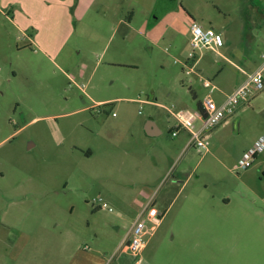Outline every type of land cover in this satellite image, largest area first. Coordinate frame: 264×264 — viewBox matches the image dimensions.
<instances>
[{
	"label": "rangeland",
	"instance_id": "374dc122",
	"mask_svg": "<svg viewBox=\"0 0 264 264\" xmlns=\"http://www.w3.org/2000/svg\"><path fill=\"white\" fill-rule=\"evenodd\" d=\"M23 1L34 13L21 28L20 6L0 0V264H132L119 246L150 198L164 216L141 264H264V151L236 167L264 136V91L208 153L182 149L164 109L194 112L203 80L227 90L254 72L264 0H164L155 22L160 0H97L79 15V0ZM193 21L224 47L194 51ZM136 99L149 101L141 112ZM151 117L163 134H144Z\"/></svg>",
	"mask_w": 264,
	"mask_h": 264
},
{
	"label": "built area",
	"instance_id": "2783aa9c",
	"mask_svg": "<svg viewBox=\"0 0 264 264\" xmlns=\"http://www.w3.org/2000/svg\"><path fill=\"white\" fill-rule=\"evenodd\" d=\"M190 30L192 35L191 47L194 51H217L224 46L222 35L213 28L205 29L198 22L193 21ZM191 62L193 63L192 67H189V64H185V68L188 69L186 72L188 75L194 73L195 57ZM203 87L209 90V94L201 101L196 111H175L169 107H164V109L176 123L174 130L171 132L172 136L177 137L181 130H186L190 136L188 147L207 152L210 147L211 133L236 115L240 107L248 105L256 95L264 91V63L256 71L247 74L244 82L228 94L222 103H217L212 98L211 94L217 90V87L211 81L203 80ZM135 102L141 104V112L142 105L149 101L137 99ZM263 151L264 137H261L255 146L244 155L237 168H249L255 157ZM98 202L100 203V209L108 208L102 198ZM162 218L163 214L156 208L153 201L148 202L140 210L120 246L122 251L133 257V264H141L142 253Z\"/></svg>",
	"mask_w": 264,
	"mask_h": 264
},
{
	"label": "crops",
	"instance_id": "0c3cea01",
	"mask_svg": "<svg viewBox=\"0 0 264 264\" xmlns=\"http://www.w3.org/2000/svg\"><path fill=\"white\" fill-rule=\"evenodd\" d=\"M10 1V5H11V3H12V5H19L20 7L19 8H17L16 9V11H17V13L18 14H20L22 17L21 18H17V19H14V20H12L16 25H18V26H20L21 28H22V24H24V25H27V21L28 20H30V18L28 17V13L29 12H32V13H34V10H33V8H29L27 5H25V2H24V5L21 3V0H9ZM97 2V0H79L77 3H76V5H75V13H76V15H79V13L81 12V7H82V5H83V3H84V5H85V7H86V9H88L89 7L90 8H92L93 7V5L95 4ZM30 3H32L33 5H36L34 2H30ZM37 4H40L42 7H46L47 9L48 8H56V9H58V8H62L63 10H65L66 11V9H71L73 6H74V4H75V0H37ZM43 9V8H42ZM54 10V9H53ZM85 11H87V10H85ZM123 20L122 19H120L119 20V23H121ZM224 47V46H223ZM222 48V47H221ZM221 48H219V49H221ZM218 49V50H219ZM217 50V51H218ZM264 58V57H263ZM264 63V59H263V61L260 63V64H258L257 66H256V69L255 70H257L258 68H260L261 66H262V64ZM195 66H196V63H195ZM254 70V71H255ZM241 73L243 74V78L242 79H240L239 81H237L236 83H235V85L234 86H232L230 89H227V90H221V88H217V92H219V94H220V98H219V100H218V102L217 103H222L224 100H225V98H226V96L228 95V94H230L231 92H233L239 85H241L243 82H244V80H245V78L247 77V74H249L250 73V70H247V68H241ZM215 91V92H216ZM137 100V99H136ZM136 100H134V102L136 101ZM253 100V99H252ZM252 100L249 102V104L248 105H245V106H242V107H240L239 108V110L237 111V113H236V115H234L233 117H231L230 119H228L225 123H223L221 126H219L217 129H215L212 133H211V135H210V140L212 139V135H214L222 126H225V125H230V124H232L233 126H235V125H240V123H241V120H240V112L241 111H243L245 108H247V107H249L250 105H251V102H252ZM97 104L98 105H101V106H106V105H112L113 104V102L112 101H110V100H102V101H98L97 102ZM114 116H115V114H114ZM149 121H153L154 122V124H155V131H156V133L158 134L157 136H159V135H161V134H163V130H162V128H161V126L158 124V122L154 119V118H149V120H147L146 122H145V124H144V126H143V132H144V134L146 135V136H149V135H147V133H146V131H145V127H146V125H147V123L149 122ZM175 125H176V123L173 125V126H171V127H169V131L170 132H172L173 130H174V128H175ZM149 137H151V136H149ZM261 137H264L263 135H261V136H259L257 139H254V141L250 144L251 146H250V149L253 147V145L261 138ZM174 138H178V139H180V145H181V147H182V149H184V150H189L190 148L188 147V143H189V138H190V136H189V133L186 131V130H181L180 132H179V134L177 135V137H174ZM209 150H210V147H209ZM207 151V152H205V153H208V152H210V151ZM88 155H90V156H92L93 155V152L92 151H89L88 152ZM258 156V155H257ZM257 156H256V158H257ZM255 158V159H256ZM237 167V166H236ZM235 167V168H236ZM152 200V198H150V201ZM149 201V202H150ZM153 202H154V199L152 200ZM155 204V203H154ZM230 204V201H225L224 202V206H227V205H229ZM143 208V207H142ZM141 208V209H142ZM140 212V211H139ZM164 216V215H163ZM163 219V218H162ZM162 221V220H161ZM161 223V222H160ZM148 245V244H147ZM121 246V245H120ZM119 246V247H120ZM118 247V248H119ZM117 248V249H118ZM146 248H147V246H146ZM146 248H145V250H146ZM144 250V251H145ZM119 251V250H118ZM120 251L121 252H123L124 254H128L127 252H125V251H122L121 249H120ZM130 255V254H129ZM130 257H132L131 255H130ZM95 258H99V257H95ZM67 264H73L72 263V260L71 261H69ZM94 264V263H93ZM95 264H108V263H105V260L104 259H101L98 263H95ZM110 264V263H109ZM116 264H127V263H125V261H118ZM133 264V263H132Z\"/></svg>",
	"mask_w": 264,
	"mask_h": 264
},
{
	"label": "water",
	"instance_id": "95a60500",
	"mask_svg": "<svg viewBox=\"0 0 264 264\" xmlns=\"http://www.w3.org/2000/svg\"><path fill=\"white\" fill-rule=\"evenodd\" d=\"M163 1L164 0H160L158 6H157V9H156V16L154 17L153 21H157L158 19V16L162 13V5H163ZM155 129V124L153 121H149L145 127V131L147 133V135L151 136V137H154V136H157L158 134L156 133V131L154 130Z\"/></svg>",
	"mask_w": 264,
	"mask_h": 264
},
{
	"label": "trees",
	"instance_id": "16d2710c",
	"mask_svg": "<svg viewBox=\"0 0 264 264\" xmlns=\"http://www.w3.org/2000/svg\"><path fill=\"white\" fill-rule=\"evenodd\" d=\"M200 103H201V102H199L198 106H200ZM255 158H256V157H255ZM263 176H264V172H263Z\"/></svg>",
	"mask_w": 264,
	"mask_h": 264
}]
</instances>
